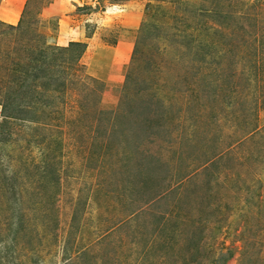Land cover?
<instances>
[{
    "label": "rangeland",
    "instance_id": "1",
    "mask_svg": "<svg viewBox=\"0 0 264 264\" xmlns=\"http://www.w3.org/2000/svg\"><path fill=\"white\" fill-rule=\"evenodd\" d=\"M0 264H264V0L0 20Z\"/></svg>",
    "mask_w": 264,
    "mask_h": 264
},
{
    "label": "crops",
    "instance_id": "2",
    "mask_svg": "<svg viewBox=\"0 0 264 264\" xmlns=\"http://www.w3.org/2000/svg\"><path fill=\"white\" fill-rule=\"evenodd\" d=\"M26 0H0V20L15 23L20 17Z\"/></svg>",
    "mask_w": 264,
    "mask_h": 264
}]
</instances>
